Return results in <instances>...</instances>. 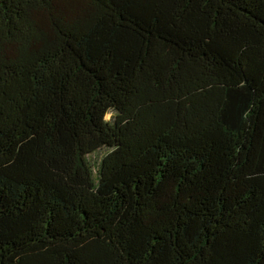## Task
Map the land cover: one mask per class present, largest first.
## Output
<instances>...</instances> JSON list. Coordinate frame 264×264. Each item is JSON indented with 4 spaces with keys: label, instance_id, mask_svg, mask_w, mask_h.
<instances>
[{
    "label": "trees",
    "instance_id": "obj_1",
    "mask_svg": "<svg viewBox=\"0 0 264 264\" xmlns=\"http://www.w3.org/2000/svg\"><path fill=\"white\" fill-rule=\"evenodd\" d=\"M0 264H264V0H0Z\"/></svg>",
    "mask_w": 264,
    "mask_h": 264
},
{
    "label": "clouds",
    "instance_id": "obj_2",
    "mask_svg": "<svg viewBox=\"0 0 264 264\" xmlns=\"http://www.w3.org/2000/svg\"><path fill=\"white\" fill-rule=\"evenodd\" d=\"M112 115H114V113L112 112V110H109L104 116L105 122H110Z\"/></svg>",
    "mask_w": 264,
    "mask_h": 264
}]
</instances>
